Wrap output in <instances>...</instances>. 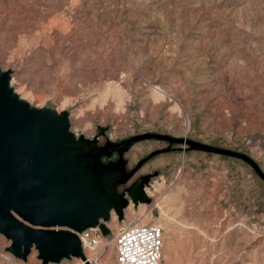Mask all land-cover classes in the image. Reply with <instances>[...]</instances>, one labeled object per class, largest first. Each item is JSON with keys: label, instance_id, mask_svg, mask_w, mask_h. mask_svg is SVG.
Wrapping results in <instances>:
<instances>
[{"label": "rangeland", "instance_id": "rangeland-1", "mask_svg": "<svg viewBox=\"0 0 264 264\" xmlns=\"http://www.w3.org/2000/svg\"><path fill=\"white\" fill-rule=\"evenodd\" d=\"M0 67L33 108L69 113L77 136L196 138L264 170V0H0ZM159 145L135 146L131 166ZM155 169L151 203L124 222L165 229L161 264H264V182L246 163L194 152ZM124 222L113 213L109 227ZM10 245L0 235V264H41Z\"/></svg>", "mask_w": 264, "mask_h": 264}, {"label": "water", "instance_id": "water-1", "mask_svg": "<svg viewBox=\"0 0 264 264\" xmlns=\"http://www.w3.org/2000/svg\"><path fill=\"white\" fill-rule=\"evenodd\" d=\"M11 71L0 67V235L11 245L7 252L27 262L35 249L41 264L86 261L78 233L108 224L115 213L120 222L130 205L150 204V176H143L122 193L127 182L160 153L149 154L127 171L124 154L143 140H166L199 151L246 162L264 182L259 163L245 152L184 138L147 132L119 142L77 136L70 114L33 108L11 86ZM100 129L99 136L106 135ZM119 155L116 161L103 158Z\"/></svg>", "mask_w": 264, "mask_h": 264}, {"label": "built area", "instance_id": "built-area-1", "mask_svg": "<svg viewBox=\"0 0 264 264\" xmlns=\"http://www.w3.org/2000/svg\"><path fill=\"white\" fill-rule=\"evenodd\" d=\"M186 127L189 131V122ZM107 226L111 230L108 237L99 227L78 233L86 257V261L75 260L78 264H108L113 246L116 248L117 264H161L165 237L163 227L153 223L143 224L140 218L124 222L116 231L109 224Z\"/></svg>", "mask_w": 264, "mask_h": 264}, {"label": "flooded vegetation", "instance_id": "flooded-vegetation-1", "mask_svg": "<svg viewBox=\"0 0 264 264\" xmlns=\"http://www.w3.org/2000/svg\"><path fill=\"white\" fill-rule=\"evenodd\" d=\"M154 133H158V132H154ZM160 134H162V135H165V136H170V137H173V138H184V137H180V136H174V135H171V134H167V133H161V132H159ZM158 133V134H159ZM107 134V133H106ZM133 136H135V135H133ZM97 139H98V144L100 145V146H102V145H104L103 143H101V139L102 138H104V137H106V135L105 136H99V134L98 135H96L95 136ZM94 137V138H95ZM128 137H131V136H128ZM127 138V137H126ZM187 139H191V140H197V141H200V140H198V139H196V138H190V137H186ZM115 142H119V141H115ZM142 142H152V143H155V144H162V145H159L157 148H155V149H153L152 151H150V152H148V153H146L143 157H145V156H147V155H149V154H152V153H154V152H156V151H160V150H169L168 152H165V153H160V155H157L156 157H154L151 161H149V163H147L146 165H144L143 166V168L140 170V171H138L135 175H133V177L127 182V184L126 185H124V186H120L119 188H118V192L119 193H122V192H124L125 190H127V188L128 187H130L135 181H137L139 178H143V176H150V178H151V180H150V183L146 186V192H147V188L151 185V182L155 179V178H157V177H159L160 176V171L159 170H157V169H155V170H153V171H150V169L151 168H155V167H157V166H160L165 160L167 161V159L169 160L170 158H174V157H177V155H179V154H191V153H194V152H199V151H189L188 149H190V147L189 146H187V145H184V144H176V145H172L171 144V142H169V141H166V140H161V139H159V140H143ZM142 142H140V143H137V144H135L132 148H130V150L129 151H127L125 154H124V156H123V159H124V161H127L128 162V164H127V171H131L143 158H141L139 161H138V163H136L134 166H131V164H130V162H129V160H128V158H127V155H128V153L135 147V146H137L138 144H142ZM200 142H202V141H200ZM203 143H205V142H203ZM206 144H208V143H206ZM208 145H210V144H208ZM211 145H213V144H211ZM213 146H216V145H213ZM222 148V147H221ZM203 153V152H202ZM247 154V153H246ZM119 159V155L117 154V153H114L113 155H112V157L111 158H109V159H107V158H103L102 159V161H103V163H108L110 160H112V161H116V160H118ZM241 161V160H240ZM243 162V161H242ZM244 163V162H243ZM246 163V162H245ZM247 164V163H246ZM248 165V164H247ZM260 165V164H259ZM249 166V165H248ZM149 168L148 169V171L147 172H144L143 174H140L144 169H146V168ZM250 167V166H249ZM260 167H261V165H260ZM251 168V167H250ZM261 169L263 170V168L261 167ZM263 172H264V170H263Z\"/></svg>", "mask_w": 264, "mask_h": 264}]
</instances>
